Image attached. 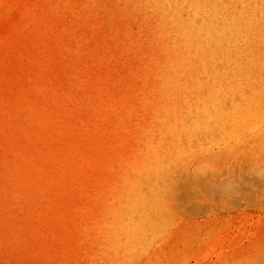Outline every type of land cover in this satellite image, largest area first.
Segmentation results:
<instances>
[{"label": "rangeland", "instance_id": "1", "mask_svg": "<svg viewBox=\"0 0 264 264\" xmlns=\"http://www.w3.org/2000/svg\"><path fill=\"white\" fill-rule=\"evenodd\" d=\"M210 1L228 39L196 36L177 107H154L151 27L110 0H4L0 264H264V0Z\"/></svg>", "mask_w": 264, "mask_h": 264}, {"label": "bare ground", "instance_id": "2", "mask_svg": "<svg viewBox=\"0 0 264 264\" xmlns=\"http://www.w3.org/2000/svg\"><path fill=\"white\" fill-rule=\"evenodd\" d=\"M110 1L118 14L122 12L123 14L131 13L137 19L138 26L147 30H150L151 27L152 34L148 36V42L160 48L156 44L157 42L165 48L166 51L162 55V66L156 77L158 82L153 87L159 96L154 107H177L175 96L178 93L179 85L176 83L175 78L177 72L181 69L180 65L183 59H186L184 49L195 44L199 40L196 36L198 37L199 35H204L202 40L209 45H214L222 38L228 39L230 26L218 22L216 15L218 8L210 0ZM3 2L4 0H0V6ZM189 57L190 55L188 54L187 58ZM196 87L198 86L196 85ZM180 92L185 94L184 90ZM181 98L184 99V97ZM196 98L200 100V96L197 95ZM199 103H201L199 107H208L205 102L200 101ZM209 106L212 105L210 104ZM185 107L198 106L189 103V105L185 104ZM47 156V152L43 151L39 153L38 159L45 160ZM32 161L34 160L27 159L23 161L16 170L7 174L8 179L13 180L11 184L13 191H24L27 188L25 180L30 175L28 166L32 164ZM33 174L40 179L43 178V182L39 185L31 186L28 193H30L32 198L41 197L44 195L45 188L49 183L48 175L46 171L40 168H37ZM101 223L102 227L98 230L99 236L107 240V203L103 205Z\"/></svg>", "mask_w": 264, "mask_h": 264}]
</instances>
